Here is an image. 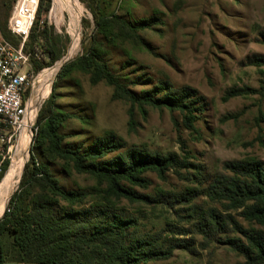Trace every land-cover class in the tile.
Listing matches in <instances>:
<instances>
[{"label": "rangeland", "instance_id": "374dc122", "mask_svg": "<svg viewBox=\"0 0 264 264\" xmlns=\"http://www.w3.org/2000/svg\"><path fill=\"white\" fill-rule=\"evenodd\" d=\"M74 1L79 7V50L73 56L69 55L72 24L66 0H52L50 12L43 14L42 20H47L53 32L61 36L59 46L63 53L39 71L31 66L37 76L33 93L44 83L40 77L43 73L52 70L53 74L49 88L37 97L33 137L29 140V131L22 141L27 148L18 157L19 178L33 155L40 164H49L66 190H88L87 199L75 208L87 207L99 199L112 200L138 218L139 232L159 234L167 241L175 238L186 246L175 248L168 259L147 264H248L244 254L226 243L227 238H245L236 231L208 236L200 232L196 223L202 216L194 214V208L205 217L212 211L224 216L231 214L244 228L264 232L262 225L245 219L242 208L229 207V201L209 193V185L216 176L232 175L226 162L251 158L264 161V62L260 60L264 58V0H118L116 14L139 27L138 34L145 46L116 24L114 41L105 38L95 28L88 1ZM2 2L3 23L7 9ZM14 3L12 0L9 16ZM90 38L100 57L136 93L160 81L169 82L172 88L187 85L196 89L205 98L196 122L200 131L187 129L179 111L150 106H145V112L135 106L134 121L130 123V102L116 96L107 82L91 81L90 73L75 64ZM0 39L18 42L3 37L1 31ZM64 56L70 59L59 67ZM67 64L70 68L63 72ZM52 94L57 110L73 115L58 126L65 137L64 145L83 150L97 136L112 132L128 148L174 152L192 166L182 169V175L170 170L165 178L148 172L147 187L129 184L151 201L118 200L95 177L74 171L69 174L62 161L48 162L41 155L36 142V119ZM15 149L0 166V185ZM19 183L18 180L0 206V223ZM63 205L69 207V203ZM171 228L178 233L171 232Z\"/></svg>", "mask_w": 264, "mask_h": 264}, {"label": "trees", "instance_id": "16d2710c", "mask_svg": "<svg viewBox=\"0 0 264 264\" xmlns=\"http://www.w3.org/2000/svg\"><path fill=\"white\" fill-rule=\"evenodd\" d=\"M87 1L95 28L105 38L114 41L116 24L145 46L138 34L139 27L116 14L118 0ZM11 2H2L7 12L3 23L0 22V31L3 37L18 41L11 42L18 46L20 37L8 28ZM51 7L52 0H40L24 46L25 51L31 53V64L36 71L43 65L53 64L63 53L59 46L61 36L53 32L47 20H42L43 14L49 13ZM92 40H88L83 55L76 59L75 64L90 73L91 81L107 82L113 86L116 96L130 102V123L134 121L135 106L143 112L146 111L145 106H150L179 111L187 129L200 131L196 122L204 109L205 98L196 89L187 85L172 88L169 82L160 81L152 88L136 93L100 57ZM260 60L264 62V58ZM69 68L67 64L63 72ZM57 109L55 94H52L38 111L36 142L41 155L48 162L62 161L69 174L74 171L95 177L105 183L107 190L118 200L151 201L148 195L137 192L129 184L147 187L150 180L145 174L148 172L165 178L170 170L182 175V169L192 166L174 152L164 154L145 147L128 148L112 132L97 136L86 149L68 147L63 144L65 137L58 126L73 115ZM225 166L232 175L216 176L209 185V193L229 201V207L242 208L245 219L264 227V161L256 158L234 160L226 162ZM88 195V190L84 189L66 190L54 177L49 164H40L31 155L24 167L19 190L9 201L0 223V264H147L168 259L175 248L186 247L175 238L167 241L159 234L139 232L138 218L119 208L112 200L99 199L87 207L75 208ZM64 203H69V207ZM194 214L202 216L196 225L207 236L217 232H239L244 240L227 238L226 243L244 254L248 264H264V232L244 228L231 214L224 216L212 211L205 217L198 208H194ZM170 231L178 233L172 228Z\"/></svg>", "mask_w": 264, "mask_h": 264}, {"label": "built area", "instance_id": "2783aa9c", "mask_svg": "<svg viewBox=\"0 0 264 264\" xmlns=\"http://www.w3.org/2000/svg\"><path fill=\"white\" fill-rule=\"evenodd\" d=\"M39 3L40 0H16L8 28L20 37V44L16 46L0 39V166L15 148L27 123L28 104L37 76L31 69V53L26 52L24 46L35 22ZM34 118L35 115L30 140L33 137Z\"/></svg>", "mask_w": 264, "mask_h": 264}, {"label": "bare ground", "instance_id": "6f19581e", "mask_svg": "<svg viewBox=\"0 0 264 264\" xmlns=\"http://www.w3.org/2000/svg\"><path fill=\"white\" fill-rule=\"evenodd\" d=\"M60 2V1H59ZM66 2L68 3V8L70 11V16H71V38H72V42H71V46H70V52L69 55H75L78 50H79V21H78V11H79V7L77 6L76 2L74 0H66ZM63 3V2H61ZM70 58V57H68ZM54 68V67H53ZM53 71L49 70L48 72L43 73L40 77H43L44 79V83L41 85V88L38 89H34V93L31 96V99L29 101L28 104V112H27V123L20 135V138L17 142L16 145V149L13 153L12 156V161H11V166L7 172V174H5V178L2 180V183L0 185V206L2 203H4L5 199L7 198V195H9V193L15 188L18 180H19V175L21 173V167H19L20 165H18V157L19 155L27 148V146L22 142L26 137L28 132L30 131V136H29V140L31 138V124H32V119L35 115V113L37 112V105L36 103H38V99L37 97H39L40 95H42V93H44L49 87V82L51 80ZM36 101V102H35ZM9 199V198H8Z\"/></svg>", "mask_w": 264, "mask_h": 264}, {"label": "water", "instance_id": "95a60500", "mask_svg": "<svg viewBox=\"0 0 264 264\" xmlns=\"http://www.w3.org/2000/svg\"><path fill=\"white\" fill-rule=\"evenodd\" d=\"M66 56V55H65ZM65 56L61 59V64H60V66L59 67H61L66 61H68L70 58H65ZM24 167H25V165L23 166V170L22 171H24ZM21 177H22V175L20 176V178H19V182H20V180H21Z\"/></svg>", "mask_w": 264, "mask_h": 264}]
</instances>
